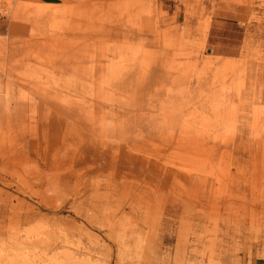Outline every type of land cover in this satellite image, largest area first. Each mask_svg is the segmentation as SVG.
<instances>
[{"label": "rangeland", "instance_id": "rangeland-1", "mask_svg": "<svg viewBox=\"0 0 264 264\" xmlns=\"http://www.w3.org/2000/svg\"><path fill=\"white\" fill-rule=\"evenodd\" d=\"M0 7V264H264V0Z\"/></svg>", "mask_w": 264, "mask_h": 264}, {"label": "crops", "instance_id": "crops-1", "mask_svg": "<svg viewBox=\"0 0 264 264\" xmlns=\"http://www.w3.org/2000/svg\"><path fill=\"white\" fill-rule=\"evenodd\" d=\"M32 3L53 4L57 0H27ZM65 1V0H63ZM94 3L109 2L110 0H91ZM113 1V0H111ZM245 31L238 23L224 15H216L211 19L205 38V49L214 57L235 58L239 55Z\"/></svg>", "mask_w": 264, "mask_h": 264}, {"label": "bare ground", "instance_id": "bare-ground-1", "mask_svg": "<svg viewBox=\"0 0 264 264\" xmlns=\"http://www.w3.org/2000/svg\"><path fill=\"white\" fill-rule=\"evenodd\" d=\"M5 16V13H4ZM31 219V218H30ZM29 220V214L23 215V216H18V223L24 224V222H27ZM17 223V224H18ZM18 226V225H17ZM15 227V226H14ZM1 230V229H0ZM56 245V244H55ZM52 247V246H51ZM55 249V248H54ZM49 251V250H48ZM72 258V257H71ZM57 259V258H47V259H35V260H30V261H23L20 264H66L69 263L68 261H71L70 259ZM78 259V258H77ZM75 259V260H77ZM80 259V258H79ZM74 260V259H73ZM88 261V260H87ZM79 262V261H78ZM75 262L74 263H78ZM71 263V262H70ZM73 263V264H74ZM126 264V263H125Z\"/></svg>", "mask_w": 264, "mask_h": 264}, {"label": "built area", "instance_id": "built-area-1", "mask_svg": "<svg viewBox=\"0 0 264 264\" xmlns=\"http://www.w3.org/2000/svg\"><path fill=\"white\" fill-rule=\"evenodd\" d=\"M6 12V9H3L0 7V15L4 17V13Z\"/></svg>", "mask_w": 264, "mask_h": 264}]
</instances>
